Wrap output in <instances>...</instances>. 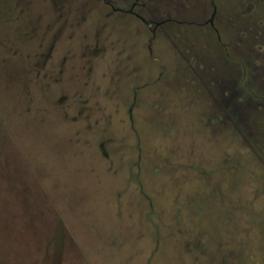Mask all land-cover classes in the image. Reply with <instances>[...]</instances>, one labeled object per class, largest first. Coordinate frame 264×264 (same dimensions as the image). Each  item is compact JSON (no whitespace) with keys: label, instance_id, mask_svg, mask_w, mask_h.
I'll return each mask as SVG.
<instances>
[{"label":"rangeland","instance_id":"rangeland-1","mask_svg":"<svg viewBox=\"0 0 264 264\" xmlns=\"http://www.w3.org/2000/svg\"><path fill=\"white\" fill-rule=\"evenodd\" d=\"M0 264H264V0H0Z\"/></svg>","mask_w":264,"mask_h":264}]
</instances>
